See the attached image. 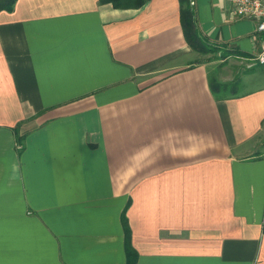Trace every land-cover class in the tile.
Wrapping results in <instances>:
<instances>
[{
  "label": "crops",
  "instance_id": "1",
  "mask_svg": "<svg viewBox=\"0 0 264 264\" xmlns=\"http://www.w3.org/2000/svg\"><path fill=\"white\" fill-rule=\"evenodd\" d=\"M192 7L245 64L232 95L179 0L0 10V264H125L124 209L136 264H264V33Z\"/></svg>",
  "mask_w": 264,
  "mask_h": 264
},
{
  "label": "trees",
  "instance_id": "2",
  "mask_svg": "<svg viewBox=\"0 0 264 264\" xmlns=\"http://www.w3.org/2000/svg\"><path fill=\"white\" fill-rule=\"evenodd\" d=\"M181 4L180 9V21L182 25V29L184 32V36L187 44L198 53H205L211 51H221L223 52V56L229 55V49H223L224 43H218L211 41L199 28L198 23L196 22V13L193 5H190L191 0H179ZM15 0H0V10L10 11L13 9ZM100 3H112L114 6H140L144 0H99ZM210 89L212 93L222 98L224 96L232 95L237 92L239 85L234 86L229 83H222L218 81H214L210 79L209 81ZM232 88V90L227 93L228 88ZM18 142L22 144V138L17 137ZM122 225L124 229V251H125V264H136L137 252L132 246L131 243V230L128 226L125 209L122 212L121 216ZM262 230L264 231V216L262 221Z\"/></svg>",
  "mask_w": 264,
  "mask_h": 264
},
{
  "label": "rangeland",
  "instance_id": "3",
  "mask_svg": "<svg viewBox=\"0 0 264 264\" xmlns=\"http://www.w3.org/2000/svg\"><path fill=\"white\" fill-rule=\"evenodd\" d=\"M229 52L230 54L225 56H223L221 51L198 53L197 60L208 64L210 76L214 81L238 86L240 84V75L245 70V64L237 61L238 59L234 57L232 51ZM237 88L240 90L241 85ZM231 90L232 88L229 87L226 92L229 93Z\"/></svg>",
  "mask_w": 264,
  "mask_h": 264
},
{
  "label": "built area",
  "instance_id": "4",
  "mask_svg": "<svg viewBox=\"0 0 264 264\" xmlns=\"http://www.w3.org/2000/svg\"><path fill=\"white\" fill-rule=\"evenodd\" d=\"M230 14L237 18H247L255 22L258 32L264 33V0H229ZM190 3L193 5L194 0ZM260 52L256 57L258 64H264V36L261 40Z\"/></svg>",
  "mask_w": 264,
  "mask_h": 264
}]
</instances>
